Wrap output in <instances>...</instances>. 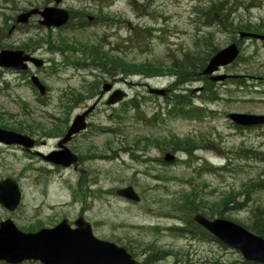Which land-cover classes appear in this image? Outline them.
<instances>
[{"label":"rangeland","instance_id":"obj_1","mask_svg":"<svg viewBox=\"0 0 264 264\" xmlns=\"http://www.w3.org/2000/svg\"><path fill=\"white\" fill-rule=\"evenodd\" d=\"M221 1L229 12L227 24L264 25V0ZM50 3L53 0H0V51L19 48L43 60L40 67L30 65L28 72L0 68V127L21 125L22 131L26 129L24 133L38 140L32 152L46 154L57 148L75 114L101 98L103 83H112L113 88H121L127 95L117 104L108 105V94H104L87 119L86 131L67 143L81 158L79 167L84 172L53 165L19 146L0 143V179L13 178L21 190V201L15 210L0 205V220L11 218L19 229L27 231L38 221L44 226H52L62 218L73 223L81 214L91 223L96 237L124 247L139 264H260L245 260L238 250L214 237L176 233L170 227H189L190 216L176 209L182 194L187 193L196 198L198 207L215 211L218 206L214 203L230 192L233 201L221 211L222 216L216 217L243 226L250 223L249 200L257 192L249 193L248 198L247 182L264 173V159L239 156L238 152L247 155V151H239L247 148L264 152V125L239 128L227 114H264V43L240 38L217 22L204 24L202 9L209 0H64L61 6L73 10L74 28L47 29L39 24L37 16L25 24L15 22L20 12ZM88 17L91 23L85 25ZM208 34L218 48L233 40L240 42L238 57L217 71L229 77L212 81V74L207 76L215 83L220 99L204 103L199 98V88H205L206 81L186 83L183 87L191 90L193 101L205 106V116L166 118L154 125H146L138 116L148 118L158 112L165 117V97L148 90L166 87L169 97L172 77H124L120 72L111 76L99 69L77 66L75 63L82 57L79 52L70 49L63 55L55 49L65 38L75 45H102L111 55L130 63L151 62L165 67L187 52L197 50L203 54L205 50L196 48L194 41ZM31 74L38 75L47 87L44 95L30 83ZM239 80L243 85L236 84ZM91 84L96 85V90L89 97ZM71 91L82 94L77 104L65 112L62 102L66 103L65 94ZM131 97L139 101L138 114L117 113ZM56 128L62 133L54 134ZM30 129L33 131L28 132ZM172 135L204 137L206 142L189 156L145 140H163ZM137 139L142 141L134 143ZM167 153L175 154L177 160L163 161ZM206 168L211 170L204 171ZM126 186H132L141 200L133 202L115 193ZM258 196L264 199V191ZM17 264L42 263L24 260Z\"/></svg>","mask_w":264,"mask_h":264},{"label":"water","instance_id":"obj_2","mask_svg":"<svg viewBox=\"0 0 264 264\" xmlns=\"http://www.w3.org/2000/svg\"><path fill=\"white\" fill-rule=\"evenodd\" d=\"M62 0H54L59 4ZM33 15H40L39 23L50 27H60L68 22L69 13L57 5L43 8H31L21 12L18 23H27ZM240 37L264 40V35L252 32H240ZM239 54L235 42L217 50L201 71L202 74H212L211 80H224L228 74H213L220 66L230 64ZM28 62L40 67L43 60L25 52L22 49H2L0 51V66L16 70L28 69ZM32 83L44 94L46 87L36 75L31 76ZM112 83H104L102 93L109 92ZM150 93L164 95V88L150 87ZM126 92L117 88L108 96L106 103L112 105L121 101ZM96 106V101L77 114L70 123L64 136L58 142V148L50 151L43 158L55 165L68 167L77 164L78 156L67 146L71 137L86 129L87 114ZM228 118L239 126L264 124V114L229 113ZM0 142L8 145H19L30 151L36 140L28 134L0 127ZM40 154L39 152H35ZM174 155L167 153L166 161H172ZM116 194L131 201H140V196L132 186L118 188ZM21 201V190L16 180L11 177L0 179V205L9 211L15 210ZM195 222L209 231L218 241L239 250L247 261L264 264V237L249 230L232 220L216 217L208 218L197 212ZM24 260H38L42 264H139L124 247L114 242L97 238L92 231L90 222L79 216L71 226L66 218L52 227H43L34 232L20 230L11 218L0 220V261L17 264Z\"/></svg>","mask_w":264,"mask_h":264},{"label":"trees","instance_id":"obj_3","mask_svg":"<svg viewBox=\"0 0 264 264\" xmlns=\"http://www.w3.org/2000/svg\"><path fill=\"white\" fill-rule=\"evenodd\" d=\"M224 1L219 3V0H209V3L204 6L202 9V16H203V23L206 25H210L212 23H219L223 26L224 30H228V32H232V34L238 33L239 31H255L259 33H264V25L261 24L254 26L253 24L246 22L237 23L233 25V22H229L228 24L227 19L225 17L229 15V12L225 11ZM199 9V7H197ZM217 17V18H216ZM69 26H71L69 24ZM222 29V30H223ZM144 31V30H142ZM227 32V31H226ZM237 43H240L238 40H235ZM76 43V42H75ZM75 45L73 42H68L65 38L61 39V45L55 48L57 51L62 53L63 55L66 53L67 50H72L75 52H79L82 56L79 58L78 62L75 64L77 66L82 67H92L95 69H99L101 72L108 73L107 75L113 76L114 74H118L117 72L123 73L124 77L128 76H135L141 75L143 77H152V76H160V75H169L173 78L170 82V86L173 88L171 95L165 97V117H160L158 112H155L148 118H142L138 116L139 120L144 121L146 125H154L155 123L162 122L166 118H175L181 117L184 119H202L205 116V106L202 102L206 101H214L220 99L219 92L215 89V83L209 81L206 75H201L200 72L203 67L206 65L207 61L211 57V55L216 52L219 48L213 45L212 37L210 34L200 36L194 41V45L196 48L202 47L204 53L201 52H187L183 54L180 58L173 59L171 64L168 66L163 67L162 64H155L151 62L146 63H130L122 59L117 55H111L109 50H104L102 45H98L95 43L91 44H83V43H76ZM50 45V44H49ZM24 47V46H22ZM53 48V46H52ZM200 53V55H199ZM193 81H206L205 88L202 86L201 95L199 96L202 102L197 104L191 98V90L187 87H183L186 83H192ZM236 84L243 85V81L239 80ZM96 85L93 86L92 84L88 88L89 97L95 95ZM82 93L79 91H71L65 94L66 103L63 104L62 107L63 111L67 112L71 107L73 108L74 105L80 100L79 95ZM161 108V106H160ZM167 108V109H166ZM139 110V101L137 97H131L127 101L122 103V107L117 113L120 114L122 111V115L126 114L130 111H133L134 114H138ZM133 114V117H134ZM122 117V116H121ZM117 119L120 118L119 115L116 116ZM65 119L61 122L64 123ZM62 123V125H63ZM61 125V126H62ZM22 126H12L8 127L9 129H13L19 132H25L26 129L23 130ZM241 128V127H239ZM109 129V128H108ZM33 130L30 129L28 132H32ZM42 131V128H41ZM52 132H42L44 135H53L50 134ZM53 133H62L60 128H56L53 130ZM147 143H151L155 146L165 147L171 152L175 151H182L187 155H193V152L199 147L201 143L205 144L206 138L201 137L200 139H196L195 137H178L176 135H172L171 137L163 138V140H159L157 137L154 138H145ZM142 141V140H140ZM138 139L134 141V143L140 142ZM136 147H140L139 144H134ZM147 147V146H146ZM164 149V148H163ZM239 151H247V155L243 154L242 152H238L239 156H247V157H254L256 159H264V152L257 151L253 149L247 150H239ZM211 170L210 168L204 169ZM203 171V170H202ZM202 171H198L201 173ZM264 173H259L253 179L248 180L247 182V197L248 194H254L257 192V195L254 198H251L249 201L251 202L249 205V212H250V223L248 225H244L246 228L250 229L251 231L264 236V199L258 194L264 191ZM85 181V180H83ZM249 198V197H248ZM180 203L176 206L178 211L186 213L190 216L187 224L185 227H170L171 230L175 231L176 233H191L194 235L202 234L204 236H209L210 238L213 236L203 229L200 225L193 221L192 213L201 212L207 217H216L222 216L223 212H221L229 202L233 201L232 194L230 192L224 193L219 197L218 201L214 204L217 209L214 211L211 208L209 210H205L206 206L198 207L196 203V198L192 196V193L182 194ZM239 205V204H238ZM236 207V206H234ZM38 223V224H37ZM34 226L27 228V230H37L38 228L42 227L44 224L42 222H37ZM155 252H158L155 249Z\"/></svg>","mask_w":264,"mask_h":264},{"label":"flooded vegetation","instance_id":"obj_4","mask_svg":"<svg viewBox=\"0 0 264 264\" xmlns=\"http://www.w3.org/2000/svg\"><path fill=\"white\" fill-rule=\"evenodd\" d=\"M68 11H69V13H70V8H69V6H68ZM90 114H91V113H89V115L87 116V119H88V117L90 116ZM87 124L89 125V122H88ZM77 135H78V134L73 135V136L71 137V139H72L74 136H77ZM36 143H37V145H38V140H36ZM29 153H30V152H29ZM80 160H81V158H80ZM79 166H82V163L79 162ZM73 169H74V170L79 169V170L82 171V172L85 171L84 168H82V167H78V168H77V167H74ZM80 215H81V214H80ZM80 215H79V216H80ZM81 216H82V215H81Z\"/></svg>","mask_w":264,"mask_h":264}]
</instances>
